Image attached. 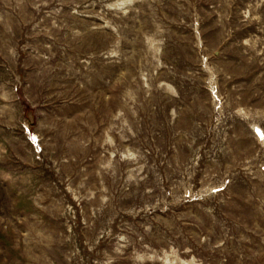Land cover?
Here are the masks:
<instances>
[{
	"label": "rangeland",
	"instance_id": "rangeland-1",
	"mask_svg": "<svg viewBox=\"0 0 264 264\" xmlns=\"http://www.w3.org/2000/svg\"><path fill=\"white\" fill-rule=\"evenodd\" d=\"M0 264H264V0H0Z\"/></svg>",
	"mask_w": 264,
	"mask_h": 264
}]
</instances>
